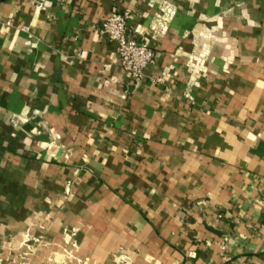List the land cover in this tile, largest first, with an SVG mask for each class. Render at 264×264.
<instances>
[{
    "label": "crops",
    "instance_id": "obj_1",
    "mask_svg": "<svg viewBox=\"0 0 264 264\" xmlns=\"http://www.w3.org/2000/svg\"><path fill=\"white\" fill-rule=\"evenodd\" d=\"M39 1L0 0V264H264V0Z\"/></svg>",
    "mask_w": 264,
    "mask_h": 264
},
{
    "label": "built area",
    "instance_id": "obj_2",
    "mask_svg": "<svg viewBox=\"0 0 264 264\" xmlns=\"http://www.w3.org/2000/svg\"><path fill=\"white\" fill-rule=\"evenodd\" d=\"M46 1L40 0L39 6ZM130 19L131 11L117 12L103 24L102 33L110 42L118 45L122 68L132 82H138L144 80L147 69L155 63V51L146 40L131 36ZM38 243L41 244L40 241Z\"/></svg>",
    "mask_w": 264,
    "mask_h": 264
}]
</instances>
